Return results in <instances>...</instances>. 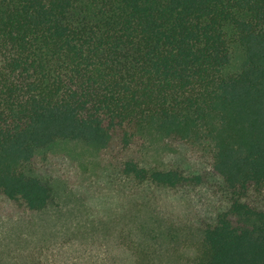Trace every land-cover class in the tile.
Segmentation results:
<instances>
[{"label":"trees","instance_id":"obj_1","mask_svg":"<svg viewBox=\"0 0 264 264\" xmlns=\"http://www.w3.org/2000/svg\"><path fill=\"white\" fill-rule=\"evenodd\" d=\"M71 145L141 195L137 264H264V0H0V200L45 210Z\"/></svg>","mask_w":264,"mask_h":264},{"label":"rangeland","instance_id":"obj_2","mask_svg":"<svg viewBox=\"0 0 264 264\" xmlns=\"http://www.w3.org/2000/svg\"><path fill=\"white\" fill-rule=\"evenodd\" d=\"M58 153L53 199L45 210L25 211L0 200V264H137L124 235L135 222L141 195L109 186L104 155L81 145L58 148ZM198 198L161 192L155 206L179 222H190ZM193 255V247L181 251L182 258Z\"/></svg>","mask_w":264,"mask_h":264}]
</instances>
